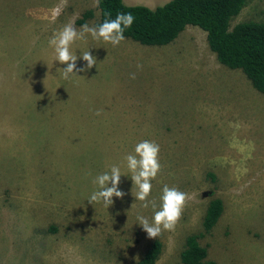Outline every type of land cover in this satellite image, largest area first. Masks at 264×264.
<instances>
[{"label": "rangeland", "instance_id": "374dc122", "mask_svg": "<svg viewBox=\"0 0 264 264\" xmlns=\"http://www.w3.org/2000/svg\"><path fill=\"white\" fill-rule=\"evenodd\" d=\"M88 9L95 15L78 24ZM98 19L94 0H0V264H135L154 240L137 216L151 221L154 210L132 196L124 158L143 140L160 146L148 200L158 209L164 185L191 197L175 230L156 238V264L179 260L215 197L222 213L198 239L207 258L264 264V94L192 25L165 45L77 40V66L85 51L97 64L63 79L49 39ZM245 20L264 21V0H248L231 25ZM113 165L125 196L89 203L93 179Z\"/></svg>", "mask_w": 264, "mask_h": 264}, {"label": "trees", "instance_id": "16d2710c", "mask_svg": "<svg viewBox=\"0 0 264 264\" xmlns=\"http://www.w3.org/2000/svg\"><path fill=\"white\" fill-rule=\"evenodd\" d=\"M247 2L168 0L161 5L149 7L126 4L124 0H99V19L96 25L109 18L108 13L114 19L119 12H131L135 19L132 26L125 29L124 36L149 46L168 44L187 25L197 26L206 33L207 45L218 62L230 69H240L253 87L264 94V21L245 20L231 25L232 19ZM94 15L93 10L88 9L76 22L82 24ZM223 207L220 198L210 199L202 220L203 230L186 237L180 258L175 264H215L214 260L207 258V248L198 239L217 223ZM162 246L160 239H154L135 264H156Z\"/></svg>", "mask_w": 264, "mask_h": 264}, {"label": "clouds", "instance_id": "9594fccd", "mask_svg": "<svg viewBox=\"0 0 264 264\" xmlns=\"http://www.w3.org/2000/svg\"><path fill=\"white\" fill-rule=\"evenodd\" d=\"M63 2L65 5L67 4V0H63ZM94 4L98 6L99 0H94ZM107 16L109 18L96 26L84 24L80 30H77L74 23L70 22L58 32L53 33L48 44L53 50L55 61L66 65L61 69L63 79L67 80L72 76H78L77 73L87 72L97 64L96 58L91 55L90 51H85L81 53L80 59L86 63L81 67L77 66L78 57L71 51V46L75 41L85 40L89 35L93 40H102L105 43H110L113 47L124 41L125 29L130 28L134 22L133 14L131 12H119L114 19L111 18L110 13ZM137 67L141 68L142 65H137ZM131 78L135 79L134 73ZM100 114V110L95 111V115L99 116ZM159 152L160 146L157 143L143 140L136 144L134 154H128L124 158L133 182L132 196L135 201L142 202L143 208L147 209L151 205L154 210L151 221L143 215L137 216L138 224L150 239H156L163 231H174L187 201L191 198L188 193L176 187L164 185L158 209L155 201L148 200L152 190L151 181L161 171ZM121 176L120 167L115 165L111 166L108 171L97 175L92 181L97 186V190L91 193L88 202L91 204L102 203L108 208L114 203L113 197L122 199L125 192L119 189Z\"/></svg>", "mask_w": 264, "mask_h": 264}]
</instances>
